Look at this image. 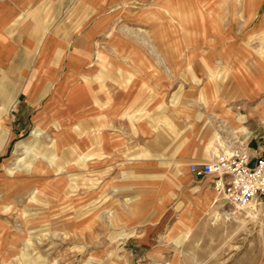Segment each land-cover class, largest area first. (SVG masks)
I'll use <instances>...</instances> for the list:
<instances>
[{
  "label": "crops",
  "instance_id": "1",
  "mask_svg": "<svg viewBox=\"0 0 264 264\" xmlns=\"http://www.w3.org/2000/svg\"><path fill=\"white\" fill-rule=\"evenodd\" d=\"M0 103V131L33 132L23 151L48 177L95 183L130 159L212 193L188 164L210 158L218 120L264 156V0H0Z\"/></svg>",
  "mask_w": 264,
  "mask_h": 264
},
{
  "label": "rangeland",
  "instance_id": "2",
  "mask_svg": "<svg viewBox=\"0 0 264 264\" xmlns=\"http://www.w3.org/2000/svg\"><path fill=\"white\" fill-rule=\"evenodd\" d=\"M10 117L7 127L28 128L26 116ZM229 124L213 125L207 152L245 143L244 128ZM32 133L0 131V264H264V202L236 209L215 191L172 186L169 173L135 176L130 159L92 173L95 183L48 177L23 151Z\"/></svg>",
  "mask_w": 264,
  "mask_h": 264
},
{
  "label": "built area",
  "instance_id": "3",
  "mask_svg": "<svg viewBox=\"0 0 264 264\" xmlns=\"http://www.w3.org/2000/svg\"><path fill=\"white\" fill-rule=\"evenodd\" d=\"M188 169L199 178L214 176L213 190L236 209L264 202V156L245 143L212 151L207 161L201 165L191 162Z\"/></svg>",
  "mask_w": 264,
  "mask_h": 264
},
{
  "label": "bare ground",
  "instance_id": "4",
  "mask_svg": "<svg viewBox=\"0 0 264 264\" xmlns=\"http://www.w3.org/2000/svg\"><path fill=\"white\" fill-rule=\"evenodd\" d=\"M215 152H218V150H215ZM88 166H89V165H88ZM211 203H212V202H211ZM208 206H210V204H209ZM248 207H250L252 210H253V208H254L253 205H248ZM132 208H133V207H132ZM133 209H134V208H133ZM133 209H132V210H133ZM141 209H142V208H141ZM251 209H250V210H251ZM245 212H246V211H245ZM247 213L250 214L249 212H247ZM251 215H252V214H251ZM113 259H114V257H113Z\"/></svg>",
  "mask_w": 264,
  "mask_h": 264
}]
</instances>
